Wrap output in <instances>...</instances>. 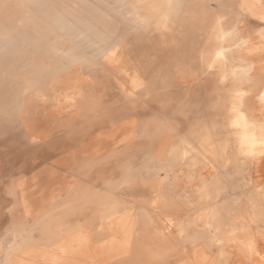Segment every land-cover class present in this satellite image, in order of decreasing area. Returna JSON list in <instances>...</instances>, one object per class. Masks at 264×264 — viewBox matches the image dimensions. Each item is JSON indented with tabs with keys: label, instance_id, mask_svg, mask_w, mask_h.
I'll return each mask as SVG.
<instances>
[{
	"label": "bare ground",
	"instance_id": "bare-ground-1",
	"mask_svg": "<svg viewBox=\"0 0 264 264\" xmlns=\"http://www.w3.org/2000/svg\"><path fill=\"white\" fill-rule=\"evenodd\" d=\"M261 1L0 0V128L52 177L7 181L0 264H264Z\"/></svg>",
	"mask_w": 264,
	"mask_h": 264
},
{
	"label": "rangeland",
	"instance_id": "rangeland-1",
	"mask_svg": "<svg viewBox=\"0 0 264 264\" xmlns=\"http://www.w3.org/2000/svg\"><path fill=\"white\" fill-rule=\"evenodd\" d=\"M237 1L240 2V0H226L227 3L233 2L235 4ZM262 2L264 3V0H262L261 2H256V4L262 5ZM214 7L217 8L216 6ZM248 24H249L248 27L252 28L253 30H258L260 27H262L261 23L259 22L257 23L256 20H252V19ZM160 47L163 48L164 50L161 49ZM142 48H146L150 54L151 53L154 54L153 56H155L157 52L159 53L158 59H160V64L158 63L156 64L154 62L152 65H150L149 66L150 73L154 74V72L158 68V65H162L161 67L162 75L168 74L173 79L172 83L175 85L173 87V91H175L176 93L173 96L174 100L183 99L185 97V91L181 89L184 88L183 86L186 85L188 81L185 80V82H183L180 78L179 75L180 72H178L179 70L174 71L173 68L175 65H178L180 69L187 67L189 65H186V63L183 61L180 62V54H177L178 52L177 53L172 52L167 47H162L158 45L155 39H151L150 42L146 43L145 46H141L137 50H141ZM177 87L181 88L180 91L179 89H177ZM0 90L1 93H3L4 90L6 91L5 86H0ZM170 97H172V95L168 96V99ZM172 104H173L172 102H169V108L172 107ZM169 112L170 111L167 110L164 113V115L168 116ZM3 121H4V125H6L8 129L4 125L0 128V197L1 198H3L2 196L5 195V187L9 185L7 183L10 182V180L12 179L14 180L23 179L24 182L25 181L29 182L31 180L42 181L44 179L52 178L49 175V173L44 175L40 174V170L47 171L48 169H51L47 164H42L39 166V168L32 167L34 163H36V165L37 163H39L36 161L38 154L37 152H34L32 148L24 145L25 133L23 135V132L25 131L22 129L23 126L21 127L19 122L17 123V121H15L14 123L11 120L6 121L3 119ZM171 122L176 123L175 120H171ZM27 123L28 125L27 124L25 125L27 127V130L30 132V134H36V133L38 134L39 132L43 131V126L40 127L38 124L32 125L29 120H27ZM178 127H179L178 128L179 132L183 133L184 128L181 126ZM61 161H64L63 158ZM40 167L43 169H41ZM67 175L68 174L65 173L64 175H61L60 178L62 179L69 178ZM37 196H39V193L37 194ZM1 202H3V199H0V203Z\"/></svg>",
	"mask_w": 264,
	"mask_h": 264
}]
</instances>
